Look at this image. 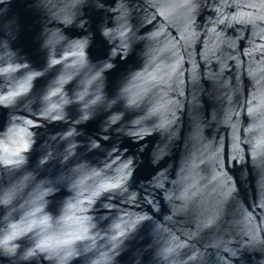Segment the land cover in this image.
Wrapping results in <instances>:
<instances>
[{
  "label": "water",
  "instance_id": "1",
  "mask_svg": "<svg viewBox=\"0 0 264 264\" xmlns=\"http://www.w3.org/2000/svg\"><path fill=\"white\" fill-rule=\"evenodd\" d=\"M0 264H264V0H0Z\"/></svg>",
  "mask_w": 264,
  "mask_h": 264
}]
</instances>
